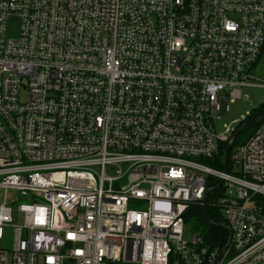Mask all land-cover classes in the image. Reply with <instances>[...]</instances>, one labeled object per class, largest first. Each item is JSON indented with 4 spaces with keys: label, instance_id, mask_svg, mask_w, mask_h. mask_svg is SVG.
<instances>
[{
    "label": "built area",
    "instance_id": "2783aa9c",
    "mask_svg": "<svg viewBox=\"0 0 264 264\" xmlns=\"http://www.w3.org/2000/svg\"><path fill=\"white\" fill-rule=\"evenodd\" d=\"M263 48L264 0H0V264H264V115L205 162ZM211 178L227 247L185 238Z\"/></svg>",
    "mask_w": 264,
    "mask_h": 264
},
{
    "label": "trees",
    "instance_id": "16d2710c",
    "mask_svg": "<svg viewBox=\"0 0 264 264\" xmlns=\"http://www.w3.org/2000/svg\"><path fill=\"white\" fill-rule=\"evenodd\" d=\"M260 115H264V105L252 110V115L249 117L246 124L241 128V133L235 139L229 155L230 170H232L231 158L234 149L246 141V139L255 131V117H259ZM242 133L248 134L244 135L243 138H239ZM226 147L227 142L220 146L219 152L213 158L206 159L205 162L212 167L224 170ZM208 189L210 190L207 208L208 217L205 213V205L194 204L191 205L186 211V223L193 224L195 227H197V229H199L200 232H198V234L203 238L206 244L210 245L211 247H224L229 241L230 230L225 223L222 213L220 212V207L216 206V203L223 197L224 189L222 187L221 181L215 178H211L209 181Z\"/></svg>",
    "mask_w": 264,
    "mask_h": 264
},
{
    "label": "rangeland",
    "instance_id": "374dc122",
    "mask_svg": "<svg viewBox=\"0 0 264 264\" xmlns=\"http://www.w3.org/2000/svg\"><path fill=\"white\" fill-rule=\"evenodd\" d=\"M20 23L17 19L11 18L8 21V35L12 37H17L19 34ZM252 73L255 76V79L260 83L264 84V52L262 53L259 61L252 67ZM242 98L237 99L234 103H231L230 111L228 113H223V116L218 121V129L224 130L225 124H230L234 120L240 118L242 115H247L251 110L257 109L258 107L264 105V85L263 86H254V87H244L242 90ZM27 96V91L25 89L21 92V100L24 101ZM248 133H242L239 138H243L244 135ZM250 134V133H249ZM224 195V194H223ZM1 197V195H0ZM222 197V195H221ZM262 205L264 206V200H261ZM223 218H225V207L220 208ZM199 229L193 224H187L185 238L191 239L192 236L197 234ZM13 237L10 235L8 240L5 242L6 248L9 250L12 249Z\"/></svg>",
    "mask_w": 264,
    "mask_h": 264
},
{
    "label": "water",
    "instance_id": "95a60500",
    "mask_svg": "<svg viewBox=\"0 0 264 264\" xmlns=\"http://www.w3.org/2000/svg\"><path fill=\"white\" fill-rule=\"evenodd\" d=\"M241 132V129H238L233 135L232 137L230 138V140L228 141L227 143V147H226V150H225V170L226 171H229V155H230V151H231V148H232V145L236 139V137L238 136V134ZM210 190H207V193H206V200H207V197H208V194H209ZM207 208H208V203L207 201L205 202V213H206V216L208 217V214H207ZM227 247V245H226ZM221 256V255H220ZM218 264V261L217 263Z\"/></svg>",
    "mask_w": 264,
    "mask_h": 264
},
{
    "label": "bare ground",
    "instance_id": "6f19581e",
    "mask_svg": "<svg viewBox=\"0 0 264 264\" xmlns=\"http://www.w3.org/2000/svg\"><path fill=\"white\" fill-rule=\"evenodd\" d=\"M230 160V159H229Z\"/></svg>",
    "mask_w": 264,
    "mask_h": 264
}]
</instances>
